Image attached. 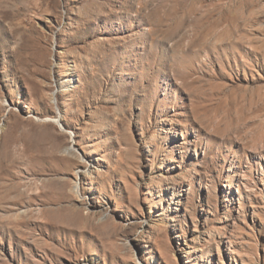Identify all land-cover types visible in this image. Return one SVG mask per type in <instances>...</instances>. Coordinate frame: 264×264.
<instances>
[{
	"label": "rangeland",
	"instance_id": "374dc122",
	"mask_svg": "<svg viewBox=\"0 0 264 264\" xmlns=\"http://www.w3.org/2000/svg\"><path fill=\"white\" fill-rule=\"evenodd\" d=\"M0 264H264V0H0Z\"/></svg>",
	"mask_w": 264,
	"mask_h": 264
}]
</instances>
